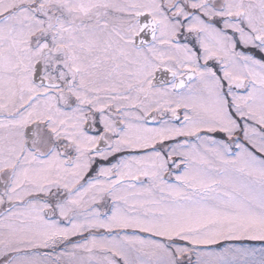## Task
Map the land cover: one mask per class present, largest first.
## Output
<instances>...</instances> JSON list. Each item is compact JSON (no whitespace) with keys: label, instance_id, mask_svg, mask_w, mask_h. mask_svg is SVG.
Returning <instances> with one entry per match:
<instances>
[{"label":"snow or ice","instance_id":"6c2138e0","mask_svg":"<svg viewBox=\"0 0 264 264\" xmlns=\"http://www.w3.org/2000/svg\"><path fill=\"white\" fill-rule=\"evenodd\" d=\"M0 264H264V0H0Z\"/></svg>","mask_w":264,"mask_h":264}]
</instances>
